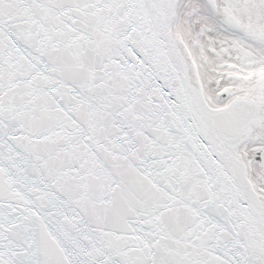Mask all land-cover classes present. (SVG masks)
I'll return each mask as SVG.
<instances>
[{
  "label": "snow or ice",
  "instance_id": "6c2138e0",
  "mask_svg": "<svg viewBox=\"0 0 264 264\" xmlns=\"http://www.w3.org/2000/svg\"><path fill=\"white\" fill-rule=\"evenodd\" d=\"M0 264H264V0H0Z\"/></svg>",
  "mask_w": 264,
  "mask_h": 264
}]
</instances>
